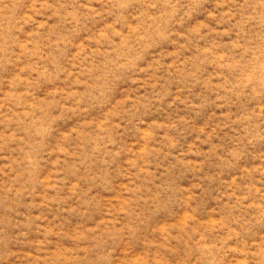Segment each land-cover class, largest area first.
<instances>
[{
    "label": "rangeland",
    "instance_id": "1",
    "mask_svg": "<svg viewBox=\"0 0 264 264\" xmlns=\"http://www.w3.org/2000/svg\"><path fill=\"white\" fill-rule=\"evenodd\" d=\"M0 264H264V0H0Z\"/></svg>",
    "mask_w": 264,
    "mask_h": 264
}]
</instances>
